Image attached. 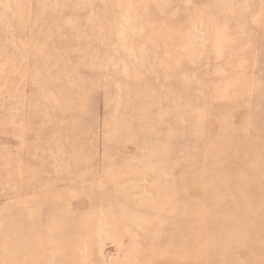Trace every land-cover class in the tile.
Returning <instances> with one entry per match:
<instances>
[{
    "label": "rangeland",
    "instance_id": "1",
    "mask_svg": "<svg viewBox=\"0 0 264 264\" xmlns=\"http://www.w3.org/2000/svg\"><path fill=\"white\" fill-rule=\"evenodd\" d=\"M0 264H264V0H0Z\"/></svg>",
    "mask_w": 264,
    "mask_h": 264
},
{
    "label": "bare ground",
    "instance_id": "2",
    "mask_svg": "<svg viewBox=\"0 0 264 264\" xmlns=\"http://www.w3.org/2000/svg\"><path fill=\"white\" fill-rule=\"evenodd\" d=\"M182 252L184 253V255L187 257V258H189L190 257V255H191V253L187 250V251H183L182 250Z\"/></svg>",
    "mask_w": 264,
    "mask_h": 264
}]
</instances>
